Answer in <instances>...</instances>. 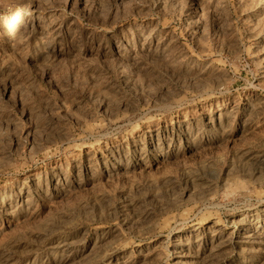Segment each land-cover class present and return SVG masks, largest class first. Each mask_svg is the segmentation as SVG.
Listing matches in <instances>:
<instances>
[{"label": "rangeland", "instance_id": "1", "mask_svg": "<svg viewBox=\"0 0 264 264\" xmlns=\"http://www.w3.org/2000/svg\"><path fill=\"white\" fill-rule=\"evenodd\" d=\"M0 264H264V0H0Z\"/></svg>", "mask_w": 264, "mask_h": 264}, {"label": "bare ground", "instance_id": "2", "mask_svg": "<svg viewBox=\"0 0 264 264\" xmlns=\"http://www.w3.org/2000/svg\"><path fill=\"white\" fill-rule=\"evenodd\" d=\"M27 12H28V7L25 4L15 9H9L6 12V15L8 16L7 28L9 30V37L14 42L15 41L17 42L22 38V34L20 33V26Z\"/></svg>", "mask_w": 264, "mask_h": 264}]
</instances>
